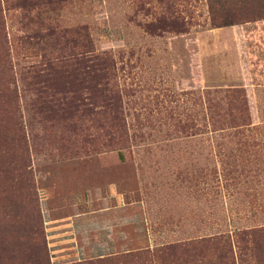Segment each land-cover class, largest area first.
<instances>
[{"label":"rangeland","instance_id":"374dc122","mask_svg":"<svg viewBox=\"0 0 264 264\" xmlns=\"http://www.w3.org/2000/svg\"><path fill=\"white\" fill-rule=\"evenodd\" d=\"M189 1L194 17L184 31L156 33L147 30V23L158 22L156 15L145 10L161 13L170 0L67 5L65 23L90 26L99 49L132 56L135 66L122 78L133 94L125 105L131 139L122 148L123 158L117 150L78 148L64 123L43 129L34 121L30 94L22 91L31 166L23 187L8 174L2 179L0 253L33 245L27 236L36 228L27 218L38 210L51 264L264 225V20L215 27L206 0ZM178 5L187 17L186 3ZM3 13L10 41L11 32L14 38L21 33V11ZM43 16L46 24L61 18L54 9ZM25 52L14 45L9 53L16 70L29 64ZM237 88L245 89L252 127L258 129L241 134L204 126L206 101L226 107L228 92ZM159 104L173 109L176 119L159 113ZM228 161L252 181L233 186L229 180H211L205 187L196 179L184 180L198 170H222ZM10 217L20 220L10 226Z\"/></svg>","mask_w":264,"mask_h":264},{"label":"trees","instance_id":"16d2710c","mask_svg":"<svg viewBox=\"0 0 264 264\" xmlns=\"http://www.w3.org/2000/svg\"><path fill=\"white\" fill-rule=\"evenodd\" d=\"M73 1L0 0V189L6 188L2 179L7 174L23 187L22 177L25 170L29 173L31 166L29 136L20 103L22 91L30 94L34 121L40 123L43 129L64 123L78 148L117 150L123 158L122 148L128 146L131 139L125 105L128 96L133 94L128 93L122 78L124 70L129 69L130 74L135 66L131 63L132 56L126 59L124 50L99 49L90 26L65 23L64 10ZM181 2L186 3L187 17L178 8ZM206 2L215 27L264 20V0ZM15 9L21 11V33L15 34L14 38L11 32L9 41L3 11ZM53 9L61 18L46 24L43 14ZM145 12L146 15L153 13L158 20L157 23H147V30L151 33L159 29L184 31L187 20L194 17L189 0H170V5L161 13L151 8ZM34 25H38V29ZM14 45L26 50L25 57L29 61L20 70H16L9 57ZM20 82L23 84L21 88L18 85ZM228 96L226 107L206 101L203 125L211 124L214 130L234 128L241 134L258 129L252 127L245 89H234L232 93L228 92ZM156 110L161 114L168 112L170 120L176 119L168 105L159 104ZM180 122L182 127L187 126ZM234 166L228 161L222 170H198L187 173L184 180L196 179L205 187L211 180H229L233 186L252 181L244 170ZM1 220L0 228L3 229L4 221ZM19 220L10 217V226L13 221L16 223ZM27 221L33 222L32 226L36 228V231H30L33 236H27L33 245L29 248L21 245L16 252L11 249L10 253H0V264H51L41 212L38 210L36 216L27 218ZM71 264H264V225L236 228L231 232Z\"/></svg>","mask_w":264,"mask_h":264},{"label":"crops","instance_id":"0c3cea01","mask_svg":"<svg viewBox=\"0 0 264 264\" xmlns=\"http://www.w3.org/2000/svg\"><path fill=\"white\" fill-rule=\"evenodd\" d=\"M99 256H102V255H99Z\"/></svg>","mask_w":264,"mask_h":264}]
</instances>
